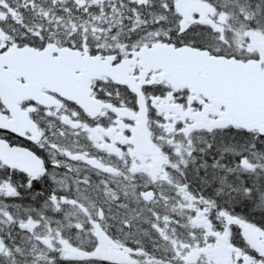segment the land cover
<instances>
[{
    "label": "snow or ice",
    "instance_id": "obj_1",
    "mask_svg": "<svg viewBox=\"0 0 264 264\" xmlns=\"http://www.w3.org/2000/svg\"><path fill=\"white\" fill-rule=\"evenodd\" d=\"M0 264H264V0H0Z\"/></svg>",
    "mask_w": 264,
    "mask_h": 264
}]
</instances>
